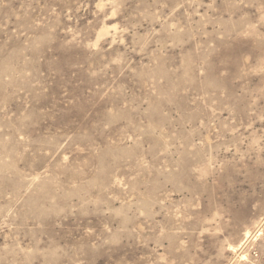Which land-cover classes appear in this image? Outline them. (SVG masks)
<instances>
[{"label": "rangeland", "instance_id": "obj_1", "mask_svg": "<svg viewBox=\"0 0 264 264\" xmlns=\"http://www.w3.org/2000/svg\"><path fill=\"white\" fill-rule=\"evenodd\" d=\"M0 264H264V0H0Z\"/></svg>", "mask_w": 264, "mask_h": 264}]
</instances>
